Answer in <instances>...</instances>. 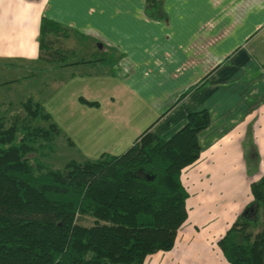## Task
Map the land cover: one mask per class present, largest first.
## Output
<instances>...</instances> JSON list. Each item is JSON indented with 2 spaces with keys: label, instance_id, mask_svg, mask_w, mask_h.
<instances>
[{
  "label": "crops",
  "instance_id": "crops-1",
  "mask_svg": "<svg viewBox=\"0 0 264 264\" xmlns=\"http://www.w3.org/2000/svg\"><path fill=\"white\" fill-rule=\"evenodd\" d=\"M159 5L164 18L156 20L145 13V0H0V72L39 63L36 38L43 17L70 32L60 39L65 61L47 63V86L53 96L57 86L77 84L70 104L89 121L81 123L82 144L104 135L111 146L101 153H123L147 127L167 139L188 112H208L209 125L197 134L199 155L180 174L188 192L187 216L172 247L142 263L183 264L193 243L219 249L215 240L254 206L250 182L264 175V62L247 47L264 36V0H161ZM21 72L20 81L0 82V88L12 90V99L19 94L12 84L37 74L28 66ZM210 194L225 204L217 213L219 203L213 202L215 214L201 219ZM228 206L229 215L222 214ZM201 231L207 234L202 240Z\"/></svg>",
  "mask_w": 264,
  "mask_h": 264
},
{
  "label": "trees",
  "instance_id": "trees-1",
  "mask_svg": "<svg viewBox=\"0 0 264 264\" xmlns=\"http://www.w3.org/2000/svg\"><path fill=\"white\" fill-rule=\"evenodd\" d=\"M160 1L145 0L148 17L164 18ZM69 33L42 17L39 59L63 63L60 39ZM32 100L20 102L23 116L14 114L6 125L0 119V264H142L168 251L187 216L180 174L199 155L197 134L209 125L208 112H188L167 139L147 127L123 153L53 169L42 158L59 128ZM35 119L46 124L31 125ZM249 192L260 221L241 215L215 240L228 264H264V175L250 182ZM85 216L91 224L79 222Z\"/></svg>",
  "mask_w": 264,
  "mask_h": 264
},
{
  "label": "rangeland",
  "instance_id": "rangeland-1",
  "mask_svg": "<svg viewBox=\"0 0 264 264\" xmlns=\"http://www.w3.org/2000/svg\"><path fill=\"white\" fill-rule=\"evenodd\" d=\"M259 39H255L253 42H249L247 47L250 48L255 53V57L257 60L264 62V36H259ZM98 54H102V51L99 53L98 50H96ZM36 61L39 62L36 65H33L32 67H29V65L23 66L22 69L17 68L16 66H12L9 69H11V72L8 69L9 74L7 73H1L0 72V82L6 81L11 78L20 77L23 76L21 70H32L36 74V76L33 77V80L28 79L26 82H16L12 85H15V89L18 88V93L16 92L14 98H11L12 90L3 88L4 85H2V88H0V119L4 120L3 123H5L12 119L14 114H20V117L24 115V111L21 107V104H19V100H27V96L30 94H33V100L32 101H38L44 109L46 113L49 115V121L53 122L58 128V134L54 137L53 143L54 147L52 151H48V153L42 158V160L50 167V168H61L66 162L69 160H75V161H82V160H94L98 157V155L101 153L104 148H109L111 144L108 143V137L100 136L96 138V142L94 144H90V142H83L84 136L81 135V123L86 121L87 118L85 116H81L80 113L77 114V111L72 110V105L70 104L73 101V95L74 91L77 89L76 83H66L60 86L56 87V93L55 95H52V92L48 89L47 82H49V78L51 76V69L50 67H47V63L44 62L42 59L36 58ZM40 64V67H39ZM1 67V65H0ZM1 69V68H0ZM62 73V72H59ZM45 81L46 85L43 87L41 82ZM40 82L39 87L37 88L38 83ZM106 82V81H105ZM18 84V85H17ZM106 84V83H105ZM95 85V84H94ZM17 91V89H16ZM2 93H5L6 95L10 96L9 98H4L2 96ZM73 113V114H72ZM10 117V118H9ZM45 125L46 123L44 121H40L38 119H35L32 121L31 125ZM80 124V125H79ZM20 125V124H19ZM93 138L90 136L87 141H92ZM96 143H99L97 147H93ZM103 147V148H102ZM115 149V145H113V148ZM106 151V150H104ZM107 153V152H103ZM121 153V152H118ZM114 152H109V154H118ZM184 183L186 184L185 180ZM191 191V190H190ZM204 209H208V211H205L201 214V219L210 218L213 213V208L215 207V203L217 204V207L214 209V211L217 213L219 212V208L224 206L225 202L222 201L221 197L216 196L215 194H210L206 196L204 199ZM191 202V201H190ZM190 202L188 200V206L190 205ZM198 202V200L196 201ZM215 202V203H213ZM194 204V205H193ZM192 206H195V202L192 201ZM232 208L228 206L226 210H222V214L229 215ZM190 215L192 216V211H189ZM257 215L254 220L256 222L260 221V211L255 214ZM225 216V215H224ZM253 215H250V218H252ZM230 218V216H229ZM228 218V219H229ZM80 223L84 225H89L92 223V219L88 216H85L79 220ZM198 222V221H197ZM200 223V222H198ZM223 231V230H222ZM220 231V233H222ZM247 231H251L254 233L256 229L247 228ZM207 237V234L205 231H201L197 238L202 240ZM232 239L236 242L240 241V234L235 233L232 236ZM194 248L192 253H187V251L184 254V260L183 264H189L190 260L193 259V264H227L225 260L222 258V255L219 252V249H216L217 251L212 250L211 245L206 246L204 243H193ZM213 246V244H212Z\"/></svg>",
  "mask_w": 264,
  "mask_h": 264
},
{
  "label": "water",
  "instance_id": "water-1",
  "mask_svg": "<svg viewBox=\"0 0 264 264\" xmlns=\"http://www.w3.org/2000/svg\"><path fill=\"white\" fill-rule=\"evenodd\" d=\"M248 209H249V212H250V213H254V212H255V210H256V204H254V206H252V205H251V206H249V208H248Z\"/></svg>",
  "mask_w": 264,
  "mask_h": 264
},
{
  "label": "flooded vegetation",
  "instance_id": "flooded-vegetation-1",
  "mask_svg": "<svg viewBox=\"0 0 264 264\" xmlns=\"http://www.w3.org/2000/svg\"><path fill=\"white\" fill-rule=\"evenodd\" d=\"M247 214L250 216L251 215V213L249 212V210L247 211ZM252 216V215H251Z\"/></svg>",
  "mask_w": 264,
  "mask_h": 264
}]
</instances>
